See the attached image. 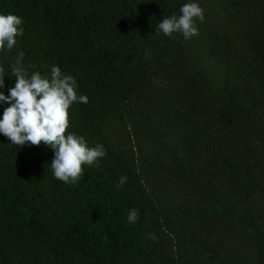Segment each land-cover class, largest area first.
<instances>
[{"label":"trees","instance_id":"trees-1","mask_svg":"<svg viewBox=\"0 0 264 264\" xmlns=\"http://www.w3.org/2000/svg\"><path fill=\"white\" fill-rule=\"evenodd\" d=\"M187 2L199 34L164 35ZM9 12L24 32L0 51V91L19 51L29 74L58 65L88 97L68 131L106 155L64 183L53 149L0 134V264H264V0H0Z\"/></svg>","mask_w":264,"mask_h":264},{"label":"clouds","instance_id":"clouds-1","mask_svg":"<svg viewBox=\"0 0 264 264\" xmlns=\"http://www.w3.org/2000/svg\"><path fill=\"white\" fill-rule=\"evenodd\" d=\"M180 13L178 17L173 14L163 18L158 29L166 36L180 32L185 39L198 35L196 21H204V10L200 5L184 3ZM23 24V19L16 14L0 13V51L11 50L16 45L17 37L23 35ZM23 59L24 52L19 51L11 68L15 84L8 90V95L0 91V101L8 104L0 116V134L15 146L26 143L49 146L54 151L50 163L54 178L75 184L84 175V165H98L106 155L102 144L89 146L84 136L68 131L70 107L77 102L88 103V97L78 95L75 77L63 73L58 65L50 66V75L40 71L29 74ZM4 75L5 69L0 66V88L4 86ZM126 182L127 177L120 176L117 188ZM138 218V209H131L128 222L136 223ZM148 238L157 239L154 234H149Z\"/></svg>","mask_w":264,"mask_h":264}]
</instances>
